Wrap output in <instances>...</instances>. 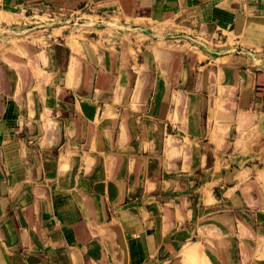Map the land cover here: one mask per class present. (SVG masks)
<instances>
[{
  "label": "rangeland",
  "instance_id": "rangeland-1",
  "mask_svg": "<svg viewBox=\"0 0 264 264\" xmlns=\"http://www.w3.org/2000/svg\"><path fill=\"white\" fill-rule=\"evenodd\" d=\"M89 13L28 8L22 14L0 7V90L16 80L28 95L38 93L42 117L56 118L62 144L75 155L85 136L93 154L134 153L128 177L139 169L140 183L132 189L124 179V189L134 194L125 193L121 204L129 207L136 194L139 218L158 217L161 231L178 241L176 249L146 264H241L247 256H264V226L258 222L264 159L251 151L250 127L259 102L248 95V82L264 70V23L257 22L262 33L246 35L245 28L224 32L203 22ZM116 139L125 145L114 147ZM154 169L157 178L172 179L151 189L155 204L147 199ZM213 212L219 214L216 224ZM227 213L236 223L229 244ZM123 229L127 241L139 236Z\"/></svg>",
  "mask_w": 264,
  "mask_h": 264
},
{
  "label": "crops",
  "instance_id": "crops-1",
  "mask_svg": "<svg viewBox=\"0 0 264 264\" xmlns=\"http://www.w3.org/2000/svg\"><path fill=\"white\" fill-rule=\"evenodd\" d=\"M0 7L22 14L30 8L75 12L81 17L94 10L108 19L174 18L185 25L199 26L203 22L224 32L240 33L245 28L246 35L262 33L258 24L264 23V0H0ZM35 52L41 59L40 50ZM261 71L248 82V95L259 102L250 112L255 139L251 151L264 159V76L260 75L264 70ZM76 76L75 71L74 81ZM63 79H67L66 74ZM9 84L0 90V98L4 97L0 100V264H146L176 249L178 241L172 233L161 231L158 217L139 218L141 208L136 194L131 196L129 207L121 204L125 193L134 194L123 187L130 173L128 159L134 153L124 157L119 149H103L102 155L93 154L85 136L83 147L75 155L65 142L62 144V125L56 118L42 117L38 93L28 95L27 90L17 87L16 80ZM191 127L199 131L198 123ZM123 145L125 141L113 142L116 148ZM127 145H134V141ZM106 157L111 159L110 167ZM70 160L73 164H69ZM134 162L133 158V172ZM140 171L129 178L132 189L140 183ZM149 175L147 199L155 204L151 189L172 184V179L157 178L155 169ZM155 208L152 204L149 210ZM108 210L113 213L108 215ZM216 216L219 214L213 212L210 217L214 224ZM258 216L259 226L263 227L264 209L258 210ZM228 218L225 238L229 244L235 242L236 223L230 214ZM248 227L253 229L245 225L247 231ZM123 228L139 236L127 241ZM140 228L144 231L136 232ZM262 233L263 239L264 230ZM230 253L228 260L232 258ZM262 257L252 260L254 257L247 256L248 260L241 264H264Z\"/></svg>",
  "mask_w": 264,
  "mask_h": 264
}]
</instances>
